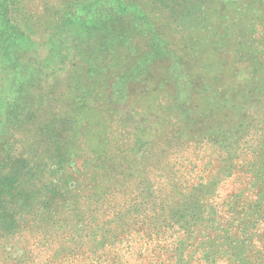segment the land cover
<instances>
[{
    "label": "rangeland",
    "instance_id": "obj_1",
    "mask_svg": "<svg viewBox=\"0 0 264 264\" xmlns=\"http://www.w3.org/2000/svg\"><path fill=\"white\" fill-rule=\"evenodd\" d=\"M216 4L222 6L206 2L195 14L196 25ZM226 7L234 36L229 42L217 36L224 23L218 14L225 11L212 9L217 16L203 44L210 49L216 41L222 47L243 42L238 65L262 78L253 83L241 74L235 80L244 92L225 91L221 82L216 94L203 85L193 97L179 91L181 111L169 114L171 122L150 121L147 141L116 122L113 135L103 122L91 127L94 138L83 146L80 163L100 168L63 177L72 188L80 183L71 190V210L29 216L17 234L0 237V264H264V1H230ZM114 14L138 16L141 8L127 0H0V142L11 131L10 104L27 91L47 96L67 65L66 53L72 56L75 25L65 21L72 16L95 23ZM193 30H185L191 42ZM153 96L156 106L169 110L170 97ZM208 96L211 109H204L197 130L186 108ZM133 107L140 115L147 111Z\"/></svg>",
    "mask_w": 264,
    "mask_h": 264
},
{
    "label": "trees",
    "instance_id": "obj_2",
    "mask_svg": "<svg viewBox=\"0 0 264 264\" xmlns=\"http://www.w3.org/2000/svg\"><path fill=\"white\" fill-rule=\"evenodd\" d=\"M218 1L222 6L208 7L204 14L209 17L203 25H196L195 14L205 9L206 2ZM230 1L250 2L252 6L264 0H127L141 8V15L114 14L95 23L71 16L65 21L67 26L75 25L71 30L72 56L66 53L67 65L59 68L62 73L52 89L45 93L47 96L27 91L10 104L7 112L11 131L0 142V237L17 234L23 219L29 216L38 218L53 208L71 210L75 201L69 196L80 183L73 182L72 188L63 177L100 168L98 164L92 167V163L87 166L82 158L80 163L83 146L94 138L91 127L103 122L108 131L116 122L124 133L129 126L134 127L136 139L147 141L152 137L150 121L171 122L169 114L181 111L179 91L193 97L203 85V91L216 94L221 82L225 91L244 92V84L235 80L241 74L252 78L253 83L262 78L246 67L243 72L238 65L237 50L238 46L246 47L243 42L222 47L215 40L210 49L204 45L211 20L217 16L210 13L212 9L225 11L218 14L224 23L217 36L227 42L234 36L233 28L226 26L235 23L227 12ZM188 28H195L194 42L185 36ZM242 53L246 55L240 50ZM231 78L233 83L229 82ZM61 83L66 89L58 91ZM156 92L170 97L168 111L156 106ZM210 98L206 103L195 98L186 108L192 110L197 130L202 117L207 116L204 109H211ZM134 105H143L147 111L140 115ZM163 110L168 112L166 116L157 113ZM108 132L114 134L112 129ZM113 153L122 155L117 148Z\"/></svg>",
    "mask_w": 264,
    "mask_h": 264
}]
</instances>
